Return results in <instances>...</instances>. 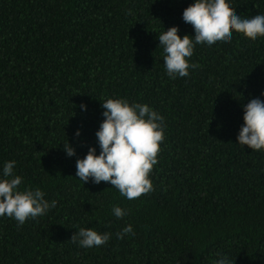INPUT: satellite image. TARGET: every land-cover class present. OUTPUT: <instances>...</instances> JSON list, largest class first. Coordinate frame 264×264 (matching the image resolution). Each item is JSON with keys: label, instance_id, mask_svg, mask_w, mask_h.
<instances>
[{"label": "trees", "instance_id": "obj_1", "mask_svg": "<svg viewBox=\"0 0 264 264\" xmlns=\"http://www.w3.org/2000/svg\"><path fill=\"white\" fill-rule=\"evenodd\" d=\"M227 2L242 18L264 14V0ZM191 3L0 0V167L16 161L21 190L57 202L20 227L0 217V264H212L216 252L264 264V152L236 144L242 105L264 100V37L197 45L198 67L170 79L157 35H194L181 18ZM109 98L147 104L166 125L152 190L134 200L75 176L89 147L99 154ZM114 205L128 215L116 219ZM127 224L135 235L116 239ZM78 227L113 235L85 249L70 240Z\"/></svg>", "mask_w": 264, "mask_h": 264}, {"label": "clouds", "instance_id": "obj_2", "mask_svg": "<svg viewBox=\"0 0 264 264\" xmlns=\"http://www.w3.org/2000/svg\"><path fill=\"white\" fill-rule=\"evenodd\" d=\"M181 18L191 25L194 35L179 36L177 26L157 35L158 46L162 48L163 67L170 79L186 77L190 68L198 67L189 63L197 45H227L233 32L249 41L264 37V14L242 18L232 12L227 0H192ZM79 107L81 111L86 110L84 104ZM101 108L103 120L95 132L99 154L95 147H89L82 159H76L75 176L82 184L107 182L120 196L134 200L152 190L149 176L157 163L156 157L164 139V117L147 104L129 103L122 98L103 100ZM242 111L243 123L236 136V144L264 152V100L252 98L242 105ZM74 135L78 137L79 130ZM63 150L68 157L75 155V149L68 142L63 143ZM15 165L16 161L8 160L0 167V217L11 218L20 227L26 220L45 215L56 207L57 202L46 200L39 187L21 190L23 177L15 173ZM111 214L119 220L128 215V210L114 205ZM112 235L78 227L70 240L87 249L106 244ZM114 235L116 239H124L125 236H134L135 232L132 225L127 224ZM212 264H233V261L226 254L216 252Z\"/></svg>", "mask_w": 264, "mask_h": 264}]
</instances>
